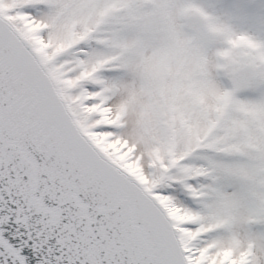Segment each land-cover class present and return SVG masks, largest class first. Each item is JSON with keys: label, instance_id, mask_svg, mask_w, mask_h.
Wrapping results in <instances>:
<instances>
[{"label": "snow or ice", "instance_id": "obj_1", "mask_svg": "<svg viewBox=\"0 0 264 264\" xmlns=\"http://www.w3.org/2000/svg\"><path fill=\"white\" fill-rule=\"evenodd\" d=\"M0 264H264V0H0Z\"/></svg>", "mask_w": 264, "mask_h": 264}]
</instances>
